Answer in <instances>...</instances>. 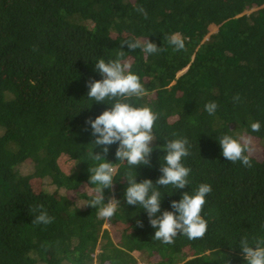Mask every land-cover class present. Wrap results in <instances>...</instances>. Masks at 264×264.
Listing matches in <instances>:
<instances>
[{
    "label": "trees",
    "instance_id": "trees-1",
    "mask_svg": "<svg viewBox=\"0 0 264 264\" xmlns=\"http://www.w3.org/2000/svg\"><path fill=\"white\" fill-rule=\"evenodd\" d=\"M173 34L186 51H173ZM135 39L163 50L121 49ZM121 50L147 90L129 102L159 113L151 166L118 161V144L105 155L86 124L111 107L87 97L88 82L103 79L95 63ZM224 135L258 145L246 153L251 167L223 157ZM181 137L191 144L182 160L190 183L158 185L157 215L209 184L208 229L164 244L146 210L126 203L125 175L155 183L166 154L156 146ZM92 150L117 168L104 189L105 203H120L110 219L86 204L96 187L89 168L104 162L90 159ZM40 210L54 221L32 223ZM245 236L264 238V0H0V264H246Z\"/></svg>",
    "mask_w": 264,
    "mask_h": 264
},
{
    "label": "clouds",
    "instance_id": "clouds-1",
    "mask_svg": "<svg viewBox=\"0 0 264 264\" xmlns=\"http://www.w3.org/2000/svg\"><path fill=\"white\" fill-rule=\"evenodd\" d=\"M138 12L147 18V12L143 6H137ZM169 43L173 46V51H186L185 39L180 34H173ZM127 45L130 51L141 49L145 54H155L163 49L151 40H125L121 42V49ZM125 51L117 53V59L105 62L99 59L95 63V70L103 79L90 80L88 82L89 91L87 97L91 101L107 102L111 107L104 110L95 119L89 118L86 124L91 126L92 135L95 137L92 142L94 147L100 146L106 155L109 146L118 144L115 156L120 162H127L130 167L139 165L151 166L150 157L153 152L152 142L157 138L153 129L159 119V113L148 106L137 107L129 101L132 98L140 99L146 95L147 90L141 83L140 77L131 71L132 65L128 61H122ZM236 99H239L237 96ZM218 105L215 101L205 105V110L209 115H214ZM261 129L260 122H253L251 130L258 132ZM222 147L223 157L235 163L240 161L243 165L251 167L249 155L252 149L251 138L241 137L239 139L230 135H224L219 139ZM93 147V148H94ZM156 147L165 151L164 163L160 171L162 175L153 183L151 179H144L137 182L136 173L128 172V187L124 193L128 205H138L146 210L150 225L156 229L154 239L164 244H173L179 235L186 236L190 240L201 239L207 232L208 222L201 215L206 204V196L212 191L211 185L200 184L194 194L184 192L179 201H171L173 211L165 210L161 215L157 213L161 210V200L163 192L158 185L173 189H183L189 185V175L191 169L186 167L182 160L190 155L191 144L186 137L167 140L163 145ZM89 158L98 163L95 167H90V183L95 184L94 193L90 192L91 199L86 203L93 208L99 206L98 216L110 219L114 216L120 203L117 199H109L105 203L104 189L112 188L117 168L113 163L104 159L100 153L90 151ZM43 209V205L39 206ZM37 209H33L36 212ZM54 221V217L49 216L44 210H40L34 216L32 223L48 225ZM142 226V222L138 221ZM242 256L246 264H264V238L253 237L250 243L247 236L239 240ZM254 245V246H253Z\"/></svg>",
    "mask_w": 264,
    "mask_h": 264
},
{
    "label": "rangeland",
    "instance_id": "rangeland-1",
    "mask_svg": "<svg viewBox=\"0 0 264 264\" xmlns=\"http://www.w3.org/2000/svg\"><path fill=\"white\" fill-rule=\"evenodd\" d=\"M251 145H252V149H253L252 151H255L258 147V145L255 142H253L252 140H251ZM105 227H108V226L106 225Z\"/></svg>",
    "mask_w": 264,
    "mask_h": 264
}]
</instances>
